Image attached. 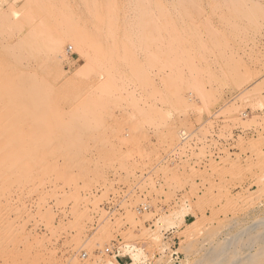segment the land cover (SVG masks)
Instances as JSON below:
<instances>
[{
	"label": "rangeland",
	"instance_id": "obj_1",
	"mask_svg": "<svg viewBox=\"0 0 264 264\" xmlns=\"http://www.w3.org/2000/svg\"><path fill=\"white\" fill-rule=\"evenodd\" d=\"M217 1L148 29L136 0H0V58L34 66L46 148L61 123L81 149L7 206L12 264H264V0L250 22Z\"/></svg>",
	"mask_w": 264,
	"mask_h": 264
},
{
	"label": "bare ground",
	"instance_id": "obj_2",
	"mask_svg": "<svg viewBox=\"0 0 264 264\" xmlns=\"http://www.w3.org/2000/svg\"><path fill=\"white\" fill-rule=\"evenodd\" d=\"M130 1L131 2L133 1V3L135 4V0H130ZM136 1L138 3L139 2L143 3V5L145 3L146 5L141 10L143 13L139 15L140 17L143 16L142 21H144L143 22L144 25L141 26V22H142L141 20H140L141 22L138 25L139 27L141 26L142 28L145 26L148 29H149V24L151 25V23L153 24V22L154 24H156L155 25L156 27L154 28H157V25L159 26V24H157L158 22L156 23L155 20H157L159 17L160 19L162 18L161 16V14H163L162 12H164V14L165 12L166 13L169 12L167 11L168 9H166L165 11V8H167V6H172L173 10H175L174 7L178 8V6H182L184 13L183 14L179 13L177 15V16H180L182 19H186L187 17H189L190 19H193L192 16L190 15L192 11L191 12L189 11V14H187L188 12L187 13L185 12L186 10H190V9L185 8L186 6L184 5V3L186 4L189 1V4H188L190 5L189 8L198 9V6L196 8V5H194L195 0L194 1L192 0L193 2H191V0H166L167 2L165 4H162L161 1L158 2V0H151L152 2L154 1V3L156 4L155 5L153 3L156 7L155 11H153V9L151 10L150 9L151 7L147 6L150 0H136ZM251 1L252 0H220L219 5L217 4L218 1L217 3L215 2V4H217L218 6L213 3V6L215 5L216 7L214 6V9H211V8L210 9L214 10V12L220 13L219 16L222 15V16H225V18L226 17L232 18V19L235 18V20L236 18L245 19V21L248 19L249 21V19L250 20L252 19L251 18V12H252ZM131 2L130 4H132ZM190 3H192L193 5ZM137 5H132V6L137 7ZM146 7L149 8L148 9L149 12L145 11L147 10ZM200 8L201 6L199 5V10H201L203 7L201 9ZM143 10L145 11V13ZM196 12H199V11L197 10ZM202 12H203L202 13V16H203V14L206 12L205 10H202ZM170 13H171V10H170ZM167 14L169 15V13ZM199 14H201V12ZM139 16H136V17H139ZM253 16H255V13ZM205 17L206 18L208 17L207 14ZM133 18L131 22L133 21ZM168 18L170 19V21H172L170 17ZM163 19L165 21L164 24L168 25L170 23L168 19L167 20H165V18ZM176 19H178V17ZM166 21L168 22V24ZM134 22L138 23L139 20L138 21L135 20ZM145 22H146V25L148 26L145 25ZM147 22L149 24H147ZM99 23H100L99 18L97 17L94 18L93 23H92L93 28H97ZM137 23H135L134 25H136ZM171 23L173 24L174 22L172 21ZM166 25H164L163 27L165 28ZM152 27L153 25L151 26L150 30H152ZM167 27L168 26H166V28ZM148 29L147 31H149ZM159 29H157L158 31L156 32L160 33L161 30ZM3 30L6 32L4 28ZM114 30H117V29H113L110 32ZM155 30L156 29L152 30L153 33L155 32ZM165 30L166 29H164V31ZM150 33L151 32H149V34ZM6 34L8 35V32H6ZM0 35L2 34L0 33ZM18 38H22V37H18ZM5 39L6 37L2 38L1 40L5 41ZM18 40L19 39H17V41ZM0 43H1V46L2 47L4 46L6 50H8V47L14 48L13 44L11 45V47L10 46L6 47V45L2 44L3 42L0 41ZM19 48H22V47H19ZM28 51H29V47H28ZM15 52L17 51H14V50L12 51L13 55H11V52L10 54L8 53L7 61L6 60L4 61V59L0 58V203H2L1 204L2 206L4 204V206L1 208L5 210L3 212H1L2 210L0 211V256H1L0 259L2 258V261L0 264H12V251H13L12 250V245H13L12 234L15 229L21 228V224L18 223V219L14 221V218L13 219L10 218L9 216L10 208L8 207L9 209H7V206L11 207L12 206L11 204H13V202L17 200L18 196H20L19 193L21 192L24 193L23 191V189L25 188L24 186L28 185L29 182L34 181V179L38 176V174H41L43 171H45V168L47 166L57 167L60 165V164L58 165V163H60L59 160H61L63 162L62 164H65V165L78 162L79 161L78 153L79 154L81 153V149L77 148V145H75V143L70 140L74 127L69 124H61V123L52 124V133L50 136L51 137V147L48 149L46 148L45 138L48 133H45V130L48 129L49 127L48 126L49 117L46 112L47 100L44 95L45 89L43 86H40L34 83L36 82L37 78L33 76L34 78L32 77L31 79V77L28 76L30 75L28 74V71H29L28 69H29V65L31 64V62H29L30 64L28 62L23 63L22 61H20L21 58L20 59L19 57L17 58V56H19L17 55L18 52L17 53ZM15 55L17 56L15 57ZM20 56L22 55L20 54ZM27 57L28 56H26V58ZM24 59H25V56H24ZM24 59L23 61H25ZM34 59L35 57L33 58V60ZM41 59H37L39 61H36L35 65L39 63ZM41 62L44 63V61L42 60ZM38 65L40 66L41 64L39 63ZM43 65L44 64H42V66ZM30 66L31 68L34 67L32 65ZM41 68L37 67V69H41ZM32 69H35V68H32ZM30 71L34 72L35 70L34 71L30 70ZM57 106L58 105H54L53 109L54 111L58 113L60 109ZM71 112L72 110L69 111L68 113H71ZM62 132L65 133V134H62V136L66 137V139H69V141L62 140L63 139L62 137L60 138L59 133H62ZM79 149H80V152H79ZM62 150L67 151V153H64V155L61 156L60 152ZM34 187H31L30 189ZM53 187L54 189H56L55 184ZM41 188H43V183L39 181V184L36 185V187L32 190V193L37 192L38 190L40 191Z\"/></svg>",
	"mask_w": 264,
	"mask_h": 264
}]
</instances>
